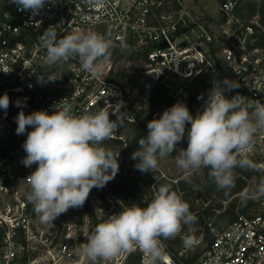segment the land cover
Listing matches in <instances>:
<instances>
[{
  "label": "built area",
  "instance_id": "obj_1",
  "mask_svg": "<svg viewBox=\"0 0 264 264\" xmlns=\"http://www.w3.org/2000/svg\"><path fill=\"white\" fill-rule=\"evenodd\" d=\"M198 1L104 0L96 4L93 0H54L33 17L28 11L17 10L9 0H0V96L7 93L10 100L6 112L0 109V146L6 147L0 150L1 264H10L40 233L36 213L26 199L27 177L37 165L25 167L22 163L26 156L23 144L32 129L16 134L18 113L29 115L43 110L51 114L62 99L68 98L76 115L101 108L110 110L119 104L122 124L131 120L127 117L125 73L116 68L111 58L106 63L97 61L96 75L81 70L78 59L47 66L42 61L46 49L40 44L45 29L54 26L58 39L74 31L98 32L111 39L110 52L114 48L120 51L123 39L128 45L125 52L149 65H166L177 59L172 62V71L178 73L180 61L189 58V47H179L178 43L188 42L187 17ZM236 4V0L221 3L224 18L232 17ZM235 22L232 33L224 32L226 41L218 45V57L252 100L264 102V24L259 12L245 22ZM198 40L203 52L208 50L207 43L217 45L213 35L204 29ZM163 41L169 44L167 48L153 49ZM38 77L59 79L41 83ZM110 118L116 119L114 115ZM260 139H264V132ZM112 140L126 141L122 126L103 146ZM2 151L5 154L1 155ZM101 196L104 204L95 213L94 206ZM120 204L105 185L93 188L82 207L70 208L55 219L51 233L57 241L58 256L65 261L73 259L76 241L89 234L91 219L96 217V227L110 216L99 215L105 206L107 211L118 214L122 210ZM211 230L214 238L199 258L182 264H264V211L238 214L222 229ZM45 239L48 241V237ZM164 252L163 264H178ZM141 264H146L143 253Z\"/></svg>",
  "mask_w": 264,
  "mask_h": 264
},
{
  "label": "clouds",
  "instance_id": "obj_2",
  "mask_svg": "<svg viewBox=\"0 0 264 264\" xmlns=\"http://www.w3.org/2000/svg\"><path fill=\"white\" fill-rule=\"evenodd\" d=\"M93 2L102 4L104 0ZM9 3L34 17L54 0H9ZM40 44L46 49V56L42 57L45 65L78 59L81 70L93 75L97 74V61L106 63L112 47L110 38L95 31H74L58 39L52 25L45 29ZM120 47L128 49L123 39ZM57 79L38 77L41 83ZM238 88L239 83L228 78L216 81L202 112L193 116L186 103L178 101L158 119L150 120L146 136L139 139V147L131 157L138 161L135 169L142 173L155 172L158 161L171 155L186 135L187 147L180 148L175 156L186 181L193 171L208 169L217 190L227 195L234 187L235 168L258 171L248 153L254 147L257 132L264 130V103L248 100L239 93L226 95ZM9 103L7 93L0 96V109L6 112ZM58 104L51 114L41 110L25 115L20 111L16 117L17 135L24 134L29 127L32 129L23 144L26 156L22 163L25 167L37 165L27 177L26 199L42 224L53 223L70 208L82 207L93 188H103L119 171V151L103 144L122 126L121 105L76 115L68 98ZM241 195L244 203L249 198L264 197V177L254 189ZM195 222L189 204L171 185L161 184L145 207L137 204L125 207L86 234L82 254L91 264H98L138 249L144 254L146 264H163L162 239L175 238L184 226Z\"/></svg>",
  "mask_w": 264,
  "mask_h": 264
},
{
  "label": "rangeland",
  "instance_id": "obj_3",
  "mask_svg": "<svg viewBox=\"0 0 264 264\" xmlns=\"http://www.w3.org/2000/svg\"><path fill=\"white\" fill-rule=\"evenodd\" d=\"M223 1L224 0H200V2L198 1L193 9H191L190 15L187 17L189 21L187 27L188 42H181L179 40L178 43L179 47H189V50L186 51V53H189V58L180 61L178 73L172 71V59L166 65H161L160 63L149 65L144 59L137 57L130 58L128 51H118L115 48L112 52L109 51L110 60L114 62L118 70L122 71L121 73H125V94L127 99V117L129 119H133L130 106L144 111L145 116L150 115L151 111L154 110V114L152 113L153 117L157 116V118H159L163 112L173 104L178 101L181 102L182 99H186L188 97L187 91L189 88L197 91V85L200 84L203 86L201 89L204 91V97L198 107L197 113L202 112L205 101L208 98L209 90L213 87V83L216 81H223L225 78L234 80L233 76L222 62L219 67L212 70L215 75L212 83L207 84L203 82L208 71V62L205 59L204 52L199 47L198 36L203 33L204 29L213 35V39L216 41L217 46H221L226 41L224 32L227 30L229 33H232L230 30L233 27L232 17L228 16L224 18L220 10ZM236 2L241 8L240 13L244 14L245 18L249 17L248 13L252 6H255L256 10H258L264 5V0H236ZM111 48H113V46ZM216 51L218 56L219 50L217 49ZM207 58L210 60V55L207 54ZM176 60L177 59H174L173 63H176ZM210 84H212V86ZM122 129L126 136V141H128L131 131L127 126L124 128L122 127ZM263 132L264 130H259L257 132L254 147L252 151L248 153V157L253 161H257L264 177V139H260ZM108 144L109 142L105 144V147H108ZM1 149H6L5 145L0 146V150ZM158 163V170L163 176L174 181L185 179L183 171L177 167L175 158L171 155L163 160H159ZM128 169L129 168L124 167V174L128 172ZM206 171L207 169L193 171L190 176V187L186 192H180L182 199L186 201L189 206L190 204L194 205L196 211L192 213L195 217L198 213L197 210L201 209L206 204L216 207L220 202L215 188L210 187L205 180ZM258 179L259 176H253L249 179L246 190L254 189L258 183ZM154 192L155 188L152 187L148 198L152 199ZM254 200L255 205H253L248 212H263L264 197ZM240 201H242L241 194L236 196L231 203L238 204ZM224 206H228V202H224ZM235 210L239 213L238 209ZM212 211L213 213L210 218H205V221L212 224L214 230L225 227L230 220V213H221L217 210ZM99 213V215L104 213H107V215L113 214L111 209L107 211L106 206ZM94 219H96V217L91 219L89 233L95 228L94 221L96 220ZM37 220L39 222L38 227L40 233L32 240L29 247H25L20 253H17L10 264H91L82 254L83 245L86 243L85 235L77 239V247H75L76 250L73 259L65 261L58 256L57 241H54L56 239H54V235L51 233L53 223L42 224L38 216ZM203 226L204 224H200V218L196 217L195 224L184 226L175 238L162 240L164 251L168 253L169 251H173L177 257H182L183 255L189 258L195 255L200 256L208 246V243L203 237ZM55 229H59V226H56ZM41 231H45V233L43 234ZM46 237H48V241H46ZM186 241H190V243L186 244ZM138 252L141 253L138 249L122 252L117 257L109 261H99L98 264H126L128 257ZM2 262H4V260L0 250V264Z\"/></svg>",
  "mask_w": 264,
  "mask_h": 264
},
{
  "label": "trees",
  "instance_id": "obj_4",
  "mask_svg": "<svg viewBox=\"0 0 264 264\" xmlns=\"http://www.w3.org/2000/svg\"><path fill=\"white\" fill-rule=\"evenodd\" d=\"M247 5V4H246ZM240 6L236 4V7L234 11L232 12V19L233 24H236V20H239L241 22H245L248 19H250L254 14L257 12L260 13L261 21L264 24V5L261 6L260 9L256 10L255 6L251 7L250 12L248 13V18H245L244 14L240 13ZM236 13V15H235ZM208 50L204 52V56L206 61L208 62V71L206 73V76L203 79L204 83H212L214 78V70L215 68L219 67L222 64V61L220 57L217 56V49L219 50V47L212 43H207ZM207 54L210 55V60L207 58ZM212 86V84H210ZM203 86L197 85L198 90L195 91L194 89H188V97L186 99H182L181 102L186 103L188 106L191 114L195 116L197 114V110L199 105L201 104L202 99H198V97L202 96L204 97V91H202ZM143 89V88H142ZM239 93L240 95H243L248 98V100L251 101H259L261 103H264L260 99L252 100L246 91L244 87L239 85L238 89H235L231 92L226 93L229 97L236 95ZM204 110V109H203ZM202 110V111H203ZM154 111V110H153ZM153 111H151L150 115L145 116L144 111L138 110L134 108L133 106H130V112L133 116V119L131 121H124L122 124V127H128L131 131L130 138L128 141L122 142L118 140H112L109 142L108 147L112 148L114 151H119V157H118V163H119V171L117 172L114 179L109 181L106 185L108 188V192L115 195V197L120 201V207L121 209H124L125 207H129L133 204H137L141 207H145L147 203L151 200L149 197V194L151 192V188L154 187L155 191L161 184H168L171 185V188L173 191H175L178 195H180V192H186L188 188L190 187V179L189 181H186L185 179H181L178 181L171 180L170 178H167L162 175V173L157 169L153 173H142L135 169L134 165L138 162L136 160H133L132 154L138 149V141L141 137L146 136L147 134V123L157 118L153 117ZM153 113V114H152ZM158 119V118H157ZM187 127H190L188 125ZM186 127V132H187ZM187 147V137L185 135V138L182 142H180L177 145L176 150L171 154L173 158L179 153L180 148H186ZM5 154V151L1 152V155ZM255 164L258 167V171L250 170V169H241L239 167L235 168L233 171L234 176V187L231 188L229 193L226 195L224 191L217 190V187L213 180L208 175V169L205 173V180L207 184H209L210 187L215 188V191L218 194V199L220 202L216 207L210 206V204H206L201 209L197 210L196 217L200 218V224H204L202 228L203 229V237L205 241L208 243V245L212 242L214 238V233H212V224L206 222L205 218H210L213 211H219L221 213H230V220L231 222L238 214H248V210L255 205L254 199H248L246 203L240 201L238 204L231 203L233 202L234 198L240 194H242L244 191H246L248 186V180L251 179L253 176H259V180L263 177V172L260 170L257 161H254ZM124 167L129 168L128 172L124 174ZM156 178V179H155ZM181 196V195H180ZM182 197V196H181ZM224 202H228V206H224ZM104 204L103 202V196L99 197V199L96 201V204L94 206V212L96 213V208L102 207ZM191 212L196 211L194 209V205L190 204ZM214 208V209H213ZM235 209H238L239 213L236 212ZM248 212V213H247ZM228 222V223H229ZM98 224V223H97ZM222 229V228H220ZM217 229V230H220ZM2 239V232L0 231V243ZM163 240V239H162ZM169 254L173 257V259L178 263H193L195 262L199 256L195 255L191 258L182 256L177 257L176 254L173 251H169ZM142 259V253L138 252L135 255H130L127 259L126 264H141Z\"/></svg>",
  "mask_w": 264,
  "mask_h": 264
},
{
  "label": "water",
  "instance_id": "obj_5",
  "mask_svg": "<svg viewBox=\"0 0 264 264\" xmlns=\"http://www.w3.org/2000/svg\"><path fill=\"white\" fill-rule=\"evenodd\" d=\"M168 46H169V44H168L166 41H163V42H161V43L155 45V46L153 47V49H165V48H167ZM129 56H130V58H132V57H131V54H130Z\"/></svg>",
  "mask_w": 264,
  "mask_h": 264
}]
</instances>
